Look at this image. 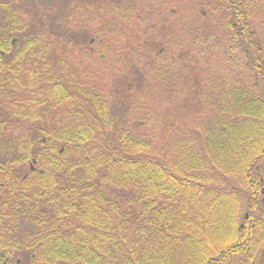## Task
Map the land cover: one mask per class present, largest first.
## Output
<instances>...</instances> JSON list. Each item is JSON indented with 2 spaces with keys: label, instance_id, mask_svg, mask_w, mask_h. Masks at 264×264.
Here are the masks:
<instances>
[{
  "label": "trees",
  "instance_id": "1",
  "mask_svg": "<svg viewBox=\"0 0 264 264\" xmlns=\"http://www.w3.org/2000/svg\"><path fill=\"white\" fill-rule=\"evenodd\" d=\"M4 8L0 264H264V0Z\"/></svg>",
  "mask_w": 264,
  "mask_h": 264
},
{
  "label": "flooded vegetation",
  "instance_id": "2",
  "mask_svg": "<svg viewBox=\"0 0 264 264\" xmlns=\"http://www.w3.org/2000/svg\"><path fill=\"white\" fill-rule=\"evenodd\" d=\"M35 4H36V0H0V10H1L2 15H3V11H4L3 9H5L4 5H6V6H8L7 9L10 10V12H12L13 14H15V11L18 13L25 14V11L30 10V8L35 7ZM175 12H176V8H174V7L168 8L167 18L166 19H162V18L159 19V26H160V24H166L165 27L162 29L163 32H162V30H160L158 28V25H156L155 31H152L153 34H156L157 36H162L161 35V32H162L166 36L165 38H167V36H169L170 33H172L174 35V37L176 39H178L179 38V19H177V17L175 16L176 15ZM26 22L28 23V24L26 23L28 25V27L24 28L23 30H19V32L25 31L26 29H30L29 25H30V23H32V19L29 18V20H27ZM170 24H172L173 27L170 28L169 27ZM16 26L18 28H20L21 25H16ZM3 38H5V36H3ZM18 40H19L18 36H11L9 38L10 43L13 45L18 44ZM1 53H4V52L1 51ZM1 112H2V110L0 108V113ZM260 182H264V176L260 177ZM261 192L264 193V186H262ZM244 217L247 218L248 213H244ZM240 226L243 228L242 223Z\"/></svg>",
  "mask_w": 264,
  "mask_h": 264
},
{
  "label": "rangeland",
  "instance_id": "3",
  "mask_svg": "<svg viewBox=\"0 0 264 264\" xmlns=\"http://www.w3.org/2000/svg\"><path fill=\"white\" fill-rule=\"evenodd\" d=\"M39 2H41V0H39ZM46 3H47V0H46ZM157 15H159V13H158ZM157 15H156V16H157ZM151 16H153V15H151ZM185 16H186V17H185ZM185 16H184V18H183L182 16H180V21H179V22H181V20L183 19V23H187V21H188L189 23H191V22H190V21H191V18H190V17H187V15H185ZM185 19H186L187 21H186ZM152 22H153V23H158V20H154V21H152ZM192 22H193V20H192ZM165 25H166V24H160V27H161L160 30H162V29L165 27ZM180 25H181V23H180ZM169 27L171 28V27H173V25L170 24ZM191 33H193V32H191ZM170 34H172V33H170ZM115 36H116V35H115ZM115 36H114V37H115ZM172 36H173V34H172ZM156 37L158 38L157 35H156ZM158 39H159V38H158ZM171 39H172V37H171Z\"/></svg>",
  "mask_w": 264,
  "mask_h": 264
}]
</instances>
